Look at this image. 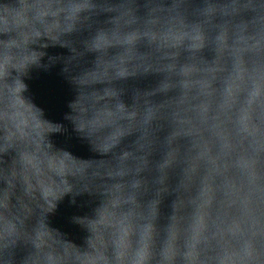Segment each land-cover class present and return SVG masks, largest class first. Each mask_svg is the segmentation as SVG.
I'll use <instances>...</instances> for the list:
<instances>
[{"label": "water", "instance_id": "obj_1", "mask_svg": "<svg viewBox=\"0 0 264 264\" xmlns=\"http://www.w3.org/2000/svg\"><path fill=\"white\" fill-rule=\"evenodd\" d=\"M0 264H264V0H0Z\"/></svg>", "mask_w": 264, "mask_h": 264}]
</instances>
